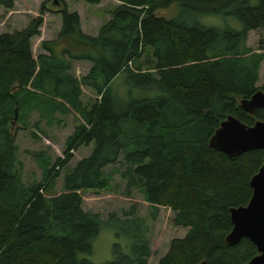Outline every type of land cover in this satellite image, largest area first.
<instances>
[{
  "label": "trees",
  "instance_id": "obj_1",
  "mask_svg": "<svg viewBox=\"0 0 264 264\" xmlns=\"http://www.w3.org/2000/svg\"><path fill=\"white\" fill-rule=\"evenodd\" d=\"M52 1L61 28L37 58L31 40L40 34L45 9L26 28L0 34V264H93L87 258L103 226L129 242L127 253L114 248L104 264H147L145 220L112 215L104 222L82 209V196L108 189L115 175L125 182V196L138 190L154 213L171 209L172 224L188 228L158 264L249 262L256 246L245 238L228 246L225 238L230 210L251 199L264 150L231 159L209 140L228 116L247 126L264 121V108L249 114L240 105L259 90L264 56L246 39L250 31H264V0H116L95 37L81 32L78 15L63 0ZM171 7L173 17L156 15ZM0 8L12 10L14 1L0 0ZM205 17L233 19L241 29L207 26L200 21ZM146 49L158 77L142 71ZM74 62L90 65L79 79ZM83 88L95 95L91 107L80 100ZM56 115H72L76 123L65 158L52 162L31 152L42 179L26 184L13 126L42 131V122L60 123ZM90 145L88 157L68 165L71 151ZM61 170L63 191L54 193Z\"/></svg>",
  "mask_w": 264,
  "mask_h": 264
},
{
  "label": "rangeland",
  "instance_id": "obj_2",
  "mask_svg": "<svg viewBox=\"0 0 264 264\" xmlns=\"http://www.w3.org/2000/svg\"><path fill=\"white\" fill-rule=\"evenodd\" d=\"M14 8L6 10L0 8V34L12 33L26 28L30 22L40 16L43 11V24L39 36L31 40L32 55L37 58L44 53L42 43L56 41L61 28V16L59 11L52 6V0H13ZM66 9L70 13H76L80 20L81 32L87 36L95 37L99 27L105 20H108L107 10L109 7L117 5L116 0H103L99 5H89L81 0H63ZM156 15L165 18H171L175 15V8L161 9L156 11ZM200 21L207 26L219 28L230 27L236 30L241 29L239 22L233 19H222L218 17H205ZM246 46L256 54L264 56V31L254 30L247 35ZM56 47L59 48L57 45ZM142 71L149 72L157 76V70L154 68L156 61L152 57V50L146 49L140 58ZM90 68L85 62H74L73 72L79 79L84 76ZM117 86L118 83H117ZM255 87L259 90L264 89V57L259 64L258 79ZM80 100L83 105L91 107L95 102V95L88 89L83 88ZM117 95L119 101L125 100V89L122 85L118 87ZM123 97V98H122ZM60 123L54 126H46L44 122L40 125V130L29 128L28 130H18L20 125L14 124L16 131L15 143L18 146V160L22 163L23 181L29 184L33 181L40 182L42 172L37 162L32 159L31 152H42L45 157H50L52 162L57 159H63L66 150L67 138L72 134L76 123L72 115L62 117L56 115ZM36 116L33 117L35 121ZM259 121V120H258ZM36 133L37 138L33 139L31 133ZM91 145L81 146L71 151L72 158L69 166H74L80 160L89 156ZM112 167L106 169L111 171ZM62 174L56 180L54 193L63 191ZM125 182L115 175L108 189L98 192H87L82 196V209L85 212L96 213L102 221H107L109 216L115 215L119 219L139 218L145 220L148 225L146 240L150 249V257L147 264H158L164 257L174 239L184 238L188 228L175 227L172 222L175 213L168 208H158L154 213L153 208L144 200V196L138 190H133L129 197L124 195ZM133 208V209H132ZM133 213H132V210ZM113 228L103 226L98 236L92 242V253L87 258L93 264H104L111 261L114 248H119L123 253H127L129 242L124 238H117Z\"/></svg>",
  "mask_w": 264,
  "mask_h": 264
},
{
  "label": "water",
  "instance_id": "obj_3",
  "mask_svg": "<svg viewBox=\"0 0 264 264\" xmlns=\"http://www.w3.org/2000/svg\"><path fill=\"white\" fill-rule=\"evenodd\" d=\"M240 105L249 114L264 108V89L241 100ZM209 145L231 159L249 151L264 150V121L247 126L228 116L219 124ZM250 187L252 196L248 204L230 210L232 229L225 242L228 246H234L244 238L250 240L256 246L257 255L245 264H264V164L251 178Z\"/></svg>",
  "mask_w": 264,
  "mask_h": 264
},
{
  "label": "crops",
  "instance_id": "obj_4",
  "mask_svg": "<svg viewBox=\"0 0 264 264\" xmlns=\"http://www.w3.org/2000/svg\"><path fill=\"white\" fill-rule=\"evenodd\" d=\"M41 30H42V28H40ZM41 30H40V32H41Z\"/></svg>",
  "mask_w": 264,
  "mask_h": 264
}]
</instances>
